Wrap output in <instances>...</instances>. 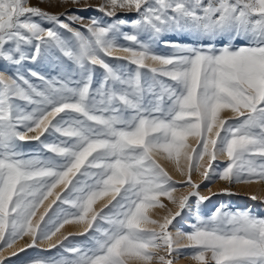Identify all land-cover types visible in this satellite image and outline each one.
Masks as SVG:
<instances>
[{
    "label": "snow or ice",
    "instance_id": "1",
    "mask_svg": "<svg viewBox=\"0 0 264 264\" xmlns=\"http://www.w3.org/2000/svg\"><path fill=\"white\" fill-rule=\"evenodd\" d=\"M95 10L110 22L0 0V253L12 249L0 264L44 244L58 254L25 264H174L186 250L195 264H264V216L225 204L202 215L211 196L193 180L264 182V0H104ZM161 43L170 54L155 51ZM26 63L56 74L25 73ZM31 141L38 151L25 150ZM185 212L189 231L176 227ZM69 224L82 230L54 240Z\"/></svg>",
    "mask_w": 264,
    "mask_h": 264
},
{
    "label": "rangeland",
    "instance_id": "2",
    "mask_svg": "<svg viewBox=\"0 0 264 264\" xmlns=\"http://www.w3.org/2000/svg\"><path fill=\"white\" fill-rule=\"evenodd\" d=\"M104 0H80L79 5H73L71 3L68 4H62L61 0H29V6H38L42 10H45L50 13H63L65 11H69L70 14H76L85 17L84 23H88V17H98L105 22H110L109 18L104 17L103 13H100L96 11L98 5L102 4ZM86 9V10H85ZM121 16H123V13H120ZM128 19L135 18V13H131L127 17ZM38 19V18H37ZM47 27L48 25L45 24ZM75 27H80L79 24L74 25ZM83 31V29H81ZM125 31H131L129 28H125ZM67 35V33H66ZM164 39L172 40V41H179L181 43H192L193 39L188 36L184 35H168L164 37ZM121 43L127 44L128 42L121 40ZM155 51L162 55L170 54L171 49L164 47V45L161 43L155 47ZM115 55H125L122 52L115 53ZM115 62V61H113ZM4 62L0 61V71L4 70ZM31 67L33 70L40 71L44 75H55V69L54 66H39L31 63H26L25 73L27 72V68ZM34 79V78H33ZM225 115H230L229 113H225ZM188 143L192 145L193 147L196 146V140L195 138L190 137L188 140ZM40 148L39 142L37 141H31L28 142L25 145L26 151H38ZM207 158H205L206 160ZM162 165L168 170L169 174L173 176V179L175 181L183 180L184 178L181 177L178 173H175L173 171V168L175 166L165 160L160 161ZM193 180L197 183L201 184V187L199 189L201 195L205 196H211V199L208 201L203 202L200 205V212L202 215H211V213L214 211L215 207H217L220 204H225L229 206L231 209H250L251 212L254 215L257 216H264V182L262 183H253L251 184H236V185H228L227 182L220 181L218 179L212 181V182H205L203 181L202 177L199 174L194 173L193 174ZM254 185V186H253ZM230 187L231 191L234 193L233 195H223V194H217L212 195V193H220V191L224 188ZM209 188H211V192H209ZM187 191H190V189L186 188H178V191L176 193L177 196H179L182 193H186ZM256 196V200L250 199L251 196ZM163 199V198H162ZM48 201L45 202V206L47 205ZM164 203L168 205L169 208H173V211H175V208L168 204L167 200H164ZM99 207V204L97 205ZM44 211V208L41 207L37 213L36 218H39L40 213ZM150 213L153 218L155 219H161L164 215L167 214V209H153ZM161 214V215H160ZM178 223H176V227L180 230L189 231L190 230V223L194 222L193 214L191 212H185L182 217L177 218ZM175 223V222H174ZM82 228L79 225L75 224H69L65 225L63 229H61V232L57 234V237H54V240L57 238H60L62 235H67L68 233H76L81 231ZM176 229H173L175 232ZM28 237H25L23 241H18L16 247H22L25 243L29 242ZM85 241V237L82 236H75L72 238V243H81ZM42 248H46V244L42 245L41 248H31L27 249L26 252L20 253L17 257H10L6 264H25V261L28 258L31 257H37V256H54L57 255V250L53 249L51 251H42ZM12 251V249H6L3 253H0V255H3L5 257L9 256V253ZM188 250H186L184 255L179 256L175 261L174 264H195L194 261L191 260L190 255L187 254Z\"/></svg>",
    "mask_w": 264,
    "mask_h": 264
},
{
    "label": "bare ground",
    "instance_id": "3",
    "mask_svg": "<svg viewBox=\"0 0 264 264\" xmlns=\"http://www.w3.org/2000/svg\"><path fill=\"white\" fill-rule=\"evenodd\" d=\"M173 171L175 172V173H177L176 171H175V168H173ZM252 185V184H251ZM254 186V185H253ZM152 213V212H151ZM161 215V214H160Z\"/></svg>",
    "mask_w": 264,
    "mask_h": 264
}]
</instances>
